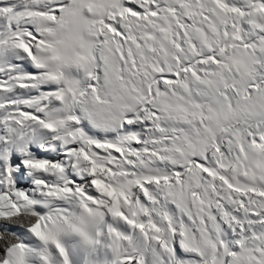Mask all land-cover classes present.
<instances>
[{"label": "snow or ice", "instance_id": "1", "mask_svg": "<svg viewBox=\"0 0 264 264\" xmlns=\"http://www.w3.org/2000/svg\"><path fill=\"white\" fill-rule=\"evenodd\" d=\"M0 264H264V0H0Z\"/></svg>", "mask_w": 264, "mask_h": 264}]
</instances>
